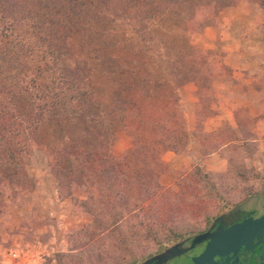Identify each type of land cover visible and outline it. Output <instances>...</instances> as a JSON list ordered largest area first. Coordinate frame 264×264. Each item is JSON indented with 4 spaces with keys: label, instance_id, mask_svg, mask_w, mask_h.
Masks as SVG:
<instances>
[{
    "label": "trees",
    "instance_id": "obj_1",
    "mask_svg": "<svg viewBox=\"0 0 264 264\" xmlns=\"http://www.w3.org/2000/svg\"><path fill=\"white\" fill-rule=\"evenodd\" d=\"M235 2L0 0V212L30 194L25 167L40 148L59 188L67 179L88 194L79 202L93 217L85 235L106 231L125 253L187 236L147 201L161 190L162 154L185 152L177 91L211 68L193 38ZM80 29L91 33L83 59L69 49ZM120 131L132 148L117 158L110 147Z\"/></svg>",
    "mask_w": 264,
    "mask_h": 264
},
{
    "label": "rangeland",
    "instance_id": "obj_2",
    "mask_svg": "<svg viewBox=\"0 0 264 264\" xmlns=\"http://www.w3.org/2000/svg\"><path fill=\"white\" fill-rule=\"evenodd\" d=\"M250 4L264 13V0H236L235 4L218 12L212 26L201 28L193 38L196 49L212 54L205 57L211 68L203 64L198 82H188L197 87L199 110L203 109L205 114L215 107L211 83L218 77L228 79L230 70L221 64L222 53L203 48L205 44L197 38L207 28H216L219 33L223 26L218 21L220 15L237 7L239 15L244 16ZM230 26L229 33L234 25ZM250 31L240 28L244 39L253 36L254 28ZM90 40L88 31L80 29L74 33L69 40L72 55L77 59L90 56ZM256 42L253 40L252 52H256V46L258 48ZM235 118L234 123L225 121L211 135L202 138L201 154L219 155L225 161L223 171H208L202 163L172 170L164 164L161 170L155 171H159L161 190L147 201L152 214L155 215L158 205L161 217L170 220L168 225L190 235L205 222L210 223L213 217L233 210L264 189V125L259 122L260 118L251 117L245 109L238 110ZM110 148L111 155L118 158L132 148V138L120 131ZM197 167L204 172L195 171ZM25 173L34 184L30 194L18 203L7 200L5 209L0 212V264H140L175 242L165 241L158 245L150 240L134 244L127 253L117 250L113 237L106 231L95 230L93 238L89 232L85 235L87 227L89 230L93 226V217L79 202L86 201L88 194L82 188L69 186L67 179L60 182L62 187L59 188L40 148L32 150ZM163 175L167 180H161ZM102 220L108 223L112 216H103Z\"/></svg>",
    "mask_w": 264,
    "mask_h": 264
},
{
    "label": "crops",
    "instance_id": "obj_3",
    "mask_svg": "<svg viewBox=\"0 0 264 264\" xmlns=\"http://www.w3.org/2000/svg\"><path fill=\"white\" fill-rule=\"evenodd\" d=\"M237 10V7L231 8L219 16L218 21L223 24L219 33L216 28H207L197 38L205 44L203 48L222 53L221 64L230 70V77H218L211 83L215 107L213 110L208 107L207 114L199 110L198 89L194 84L188 83L179 89V109L188 139L184 153L163 155L162 161L169 170L202 163L208 171H223L225 161L219 155L201 154L202 138L211 135L225 121L234 123L240 109H245L251 117L260 118L259 122L264 125V13L253 4L245 8L247 14L244 12V16ZM231 24L234 27L229 33ZM245 27L247 32L254 28L250 38L244 39L240 33V28L244 30ZM253 40L257 41L256 52L251 51ZM162 179L167 180V177L163 175Z\"/></svg>",
    "mask_w": 264,
    "mask_h": 264
},
{
    "label": "flooded vegetation",
    "instance_id": "obj_4",
    "mask_svg": "<svg viewBox=\"0 0 264 264\" xmlns=\"http://www.w3.org/2000/svg\"><path fill=\"white\" fill-rule=\"evenodd\" d=\"M263 209L264 189L140 264H264V229L240 232L209 246L225 231L255 217Z\"/></svg>",
    "mask_w": 264,
    "mask_h": 264
},
{
    "label": "water",
    "instance_id": "obj_5",
    "mask_svg": "<svg viewBox=\"0 0 264 264\" xmlns=\"http://www.w3.org/2000/svg\"><path fill=\"white\" fill-rule=\"evenodd\" d=\"M260 229H264V209L255 217L242 221L241 223L234 225L233 227L225 231L219 237L212 240L209 243V246L212 247L214 245H217L221 240L224 241L227 239V237L236 236L240 232H251L255 230L258 231Z\"/></svg>",
    "mask_w": 264,
    "mask_h": 264
}]
</instances>
